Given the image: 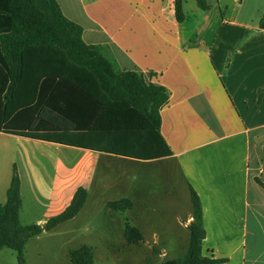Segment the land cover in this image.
Wrapping results in <instances>:
<instances>
[{
    "label": "crops",
    "instance_id": "1",
    "mask_svg": "<svg viewBox=\"0 0 264 264\" xmlns=\"http://www.w3.org/2000/svg\"><path fill=\"white\" fill-rule=\"evenodd\" d=\"M56 1L63 15L82 27L86 44L101 46L118 69L141 72L168 90L169 100L160 110V134L171 155L140 160L8 131V122L16 113L15 99H4L8 84H1L0 76V204L6 200L15 168L20 179V223L44 225L63 212L78 187L87 191L85 207L92 193L96 198L108 189L121 188L127 172L119 173L121 183L114 179L112 185V174L98 168L100 161L106 162L100 158L118 157L127 166L162 162L163 167L178 169L190 204L189 188L200 199L205 229L202 255L225 260L219 264H264V190L255 182L258 178L264 183V30L258 26L264 0H206L209 9L197 7L198 22L191 28L184 26L189 19L184 8L185 20L176 22L173 0ZM227 2L234 5L229 9ZM34 102V96H29L27 104ZM59 120L56 114L39 112L33 129L41 126L54 133ZM27 122L21 119L14 128L25 129ZM38 147L45 154L35 151L32 159L29 151ZM62 148L82 151L76 157L81 164L67 166ZM110 201L116 200L101 202L106 206ZM135 201L141 211L146 209L143 191ZM133 207L132 202L130 210ZM191 212L192 204L177 221L176 230L144 215H134L136 226L127 220L119 222L121 248L141 256L139 249L152 242L159 247L157 264L173 259L168 257L175 246L168 243L177 242L184 254ZM79 214L41 235L61 230L72 236L68 226ZM126 222L142 234L138 244L127 243ZM170 233L176 240L169 238ZM110 241L107 246L91 247L92 264L97 249L101 255L118 257L119 250L112 251ZM70 251L63 255L66 264H71Z\"/></svg>",
    "mask_w": 264,
    "mask_h": 264
},
{
    "label": "trees",
    "instance_id": "2",
    "mask_svg": "<svg viewBox=\"0 0 264 264\" xmlns=\"http://www.w3.org/2000/svg\"><path fill=\"white\" fill-rule=\"evenodd\" d=\"M195 2L199 9H209L206 0ZM173 6L176 22L182 23L186 17L183 0H173ZM258 26L264 30V12ZM82 33L79 24L63 15L56 0H0L1 84H8L4 99H15L16 112L6 130L140 160L170 156L160 134V110L169 100L168 90L141 72L118 69L101 46L86 44ZM29 96H34L33 104H27ZM43 111L60 119L54 133L41 126L33 129L36 115ZM24 118L28 120L26 128L15 129L17 121ZM255 182L264 190V183L258 178ZM189 190L192 221L186 250L181 257L160 264L222 263L225 260L202 255V208L197 193ZM86 200V189L78 187L62 213L44 225H22L20 179L14 168L6 200L0 204V251L8 248L16 253L18 264H27V242L72 220ZM106 206L112 212H125L132 208V202L120 199ZM125 238L130 245L143 240L140 231L128 222ZM69 260L71 264H92L91 247L71 250ZM147 264L157 263L149 260Z\"/></svg>",
    "mask_w": 264,
    "mask_h": 264
},
{
    "label": "rangeland",
    "instance_id": "3",
    "mask_svg": "<svg viewBox=\"0 0 264 264\" xmlns=\"http://www.w3.org/2000/svg\"><path fill=\"white\" fill-rule=\"evenodd\" d=\"M226 5L230 9L234 4L227 2ZM183 8L189 15V19L185 22L184 26L191 28L195 24L197 25L198 17L196 15L200 11L197 9L195 0H183ZM206 38H209V34L206 35ZM35 151L39 155L45 154L44 150L40 147L30 149L29 152L32 154V159L36 156L33 155ZM61 151L63 154V162L67 166L75 168L77 163L81 164V158L76 159V157L78 155L81 157L83 154L82 151L67 148H62ZM52 153L54 154V151ZM58 154L59 151L57 156H59ZM65 155H69L70 158L67 159ZM100 159H105L106 162L101 164L100 161L98 168L105 169V171H109L112 174V185L117 181H114V179H118L121 183L119 173L127 172L124 175L125 178L122 181V186L121 184L117 186L118 188L121 186L120 189L122 190L108 189L96 198H94L92 193L90 200L87 202V206H84L78 218L68 226V228L73 230L72 236L61 234V230H57L53 234L39 235L41 238L29 242L24 250V257L27 264H66V262L64 263L63 255L68 250H74L83 245L89 247H93L94 245H97V247L102 245L107 246L110 240L109 245L112 251L119 250L117 253L118 257L107 256L106 254L101 255L100 250L97 249L94 264H130L126 262L129 260L132 261L131 264H139L141 261L144 264V261L148 262L149 260L153 262L159 261L155 256L159 253V247L153 245L152 242H145L139 249L138 252L143 257L142 259L139 255L132 256L124 252L121 248L124 243L119 242V222L127 220L130 224L135 225L134 215H144L148 220L154 218L156 221H163L166 227L176 230L178 227L177 221L186 216L187 209H191L188 190L183 183L178 169L175 166L163 167L162 162L136 163L132 164L134 166H127L121 163L123 160L118 157ZM126 191L128 193H125ZM141 191H143L146 200V209L144 211H141V206L137 207L138 204L135 201ZM125 197L133 202L134 207L130 211L112 212L101 202L102 199L117 200ZM43 198L42 196L40 197V199ZM109 215H111V218ZM100 229L103 231L101 232ZM169 238L176 240V236L172 233H170ZM168 244L175 246V250L170 249V257L168 258L182 256V250L177 242ZM0 264H18L16 253L8 248L2 249L0 251Z\"/></svg>",
    "mask_w": 264,
    "mask_h": 264
}]
</instances>
